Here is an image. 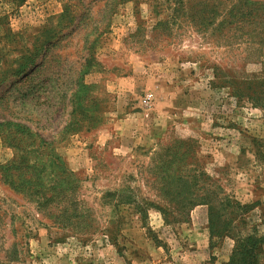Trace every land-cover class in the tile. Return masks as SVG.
Masks as SVG:
<instances>
[{
  "label": "rangeland",
  "instance_id": "obj_1",
  "mask_svg": "<svg viewBox=\"0 0 264 264\" xmlns=\"http://www.w3.org/2000/svg\"><path fill=\"white\" fill-rule=\"evenodd\" d=\"M258 2L0 0V169L75 188L37 208L0 182V264H227L264 235V34L230 25ZM169 150L213 236L165 190Z\"/></svg>",
  "mask_w": 264,
  "mask_h": 264
},
{
  "label": "trees",
  "instance_id": "obj_2",
  "mask_svg": "<svg viewBox=\"0 0 264 264\" xmlns=\"http://www.w3.org/2000/svg\"><path fill=\"white\" fill-rule=\"evenodd\" d=\"M232 17L233 20L230 21V25H234L235 32H240L244 34V36L251 35L252 32H255V36L262 37L264 34V5L262 3L255 4L254 7H250L244 9L242 7L236 8L233 10ZM247 26H249L250 31L247 30ZM248 28V29H249ZM263 42V41H261ZM184 153V152H183ZM183 153L179 151L176 153H171L168 151L167 155L169 159H163V154H160L159 158V171L162 172L163 176H166L165 179V190L169 192L175 193L176 196L174 198L180 197L179 205L182 209H187L188 211H192L195 207L199 205H208L209 206V229L210 234L213 236L215 232H217V224H220L221 218H218V213L216 211V205L213 204V193H200L199 190V179L195 178L192 183L188 182L187 174L185 178L180 175V166H179V158ZM56 160H60L58 156L55 158ZM25 169V173H21V171ZM36 172L40 173V169L38 170L34 168L32 165H24L22 164L10 166L5 169H0V182L7 183L12 187V189L16 191H23L22 194L26 195V193L35 199L38 208V202L40 203V207L43 204L47 206L49 204L58 203L64 198H68L69 196H65L64 192L67 189L70 191H75V188H72V184H67L66 187L61 189H46V187L40 182V176L36 174ZM60 172V171H59ZM38 173V174H39ZM58 177H62L65 175L68 178H64L65 181L71 177L72 173H67L65 169L61 174H57ZM169 179V180H168ZM191 186V187H190ZM194 186L195 191L191 190ZM19 187H23L22 190ZM211 185H205L204 190L210 188ZM175 189L177 191H175ZM184 189V190H183ZM222 189V188H221ZM208 191V190H206ZM204 192V191H203ZM17 193V192H16ZM39 198H42L43 201H38ZM60 197V199H59ZM40 210V209H39ZM41 213V212H40ZM43 215V214H42ZM52 220L54 223L57 222V218H64V221L69 220L70 218H76L77 220L80 218V214L76 212H71L69 210H63L60 214L54 213L52 214ZM2 216L0 215V220ZM62 221H59L61 223ZM228 233V231H225ZM236 245L233 250L232 256L227 264H257L261 259L264 258V235H259L257 230L253 231V233H248V235L240 234L235 238ZM262 253V254H261Z\"/></svg>",
  "mask_w": 264,
  "mask_h": 264
},
{
  "label": "crops",
  "instance_id": "obj_3",
  "mask_svg": "<svg viewBox=\"0 0 264 264\" xmlns=\"http://www.w3.org/2000/svg\"><path fill=\"white\" fill-rule=\"evenodd\" d=\"M182 258H184V257H182ZM186 258H188V257H186ZM199 258H201V256L193 255L192 257H189L187 264H202L201 261H200L201 259H199Z\"/></svg>",
  "mask_w": 264,
  "mask_h": 264
}]
</instances>
